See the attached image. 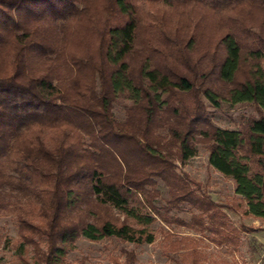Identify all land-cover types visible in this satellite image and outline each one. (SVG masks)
<instances>
[{"label": "trees", "instance_id": "16d2710c", "mask_svg": "<svg viewBox=\"0 0 264 264\" xmlns=\"http://www.w3.org/2000/svg\"><path fill=\"white\" fill-rule=\"evenodd\" d=\"M202 98L264 109V0H0V205L24 198L20 264H84L66 260L80 236L151 243L180 203L206 213L175 164L196 142L264 219V116L217 127Z\"/></svg>", "mask_w": 264, "mask_h": 264}, {"label": "rangeland", "instance_id": "374dc122", "mask_svg": "<svg viewBox=\"0 0 264 264\" xmlns=\"http://www.w3.org/2000/svg\"><path fill=\"white\" fill-rule=\"evenodd\" d=\"M207 117L217 127L239 129L250 118L264 116V109L254 103L230 104L220 99L218 108L202 98ZM130 102L119 99L113 104L116 121H123ZM165 134V130L161 129ZM197 153L183 163L175 161L176 171L190 181L192 187L207 195L213 207L204 214L186 203L167 213L166 221L156 217L151 224L154 240L132 244L116 238L91 242L81 237L75 249L68 251L66 260L84 264H264V219L244 214L245 201L235 193L231 178L223 176L207 162L208 149L196 142ZM156 206H163L166 187L158 181ZM12 193L0 205V264H20V254L13 245L17 236V214L24 198ZM214 213V215H213ZM33 255L32 249L26 252Z\"/></svg>", "mask_w": 264, "mask_h": 264}]
</instances>
